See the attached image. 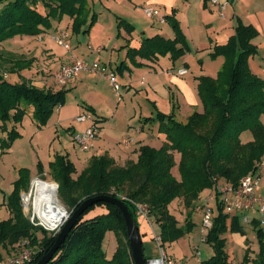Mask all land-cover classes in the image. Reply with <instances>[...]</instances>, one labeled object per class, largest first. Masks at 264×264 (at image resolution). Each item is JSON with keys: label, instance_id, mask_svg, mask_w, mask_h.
Segmentation results:
<instances>
[{"label": "trees", "instance_id": "trees-1", "mask_svg": "<svg viewBox=\"0 0 264 264\" xmlns=\"http://www.w3.org/2000/svg\"><path fill=\"white\" fill-rule=\"evenodd\" d=\"M65 17L72 21L74 35L89 34L97 22V14L91 16L89 0H0V45L17 37L40 36L53 28V22H62ZM166 22L175 31L176 38L143 39L140 48L128 50L131 61L138 57L154 61L167 55L176 61L188 52L179 22L174 16H167ZM122 24L128 33L135 31L124 19L120 20ZM235 31L227 44L216 46L211 54L212 59L223 57L225 60L217 77L198 78L203 111L193 113L186 122L178 121L175 113H159L147 119L158 123L159 132L165 135L160 148L143 145L137 160L123 166L108 154L94 156L78 175L68 155L55 156L49 164V177L57 183L59 199L71 215L86 199L109 195L128 207L139 226L132 202L146 205L151 222L160 227L163 248L192 232L196 206L203 200L205 191L215 189L216 180L238 186L245 176L257 171L258 164L264 160V80L253 73L250 59L258 54L253 41L259 31L242 22H238ZM33 64V60L0 49V130L6 134L0 140L2 151L10 150L21 138L18 125L28 114L32 112L39 127L46 126L55 109L64 105L69 92L39 89L25 78L21 82L8 79L9 75L30 70ZM245 132L252 135L250 141L241 139ZM175 154L180 156L179 179L173 174L177 166ZM38 172L45 180L42 164L38 165ZM32 179L29 169H20L8 197L10 217L0 222V263L5 258L3 252L9 254V250L20 248L23 243L34 248L29 264H36L51 250L58 236L31 223L24 213L22 194L29 192ZM123 197L127 200H122ZM180 199L187 209L184 225L171 213L172 204ZM97 208L106 213L87 219ZM241 218L239 214H224L217 205L214 225L206 241L214 255L204 264H232L226 251V235L247 234ZM252 224L259 253L253 260L247 255L245 263L264 264V230L258 222ZM111 232L118 246L109 259L104 241ZM145 259L149 258L145 256ZM49 264H134L126 223L119 208L108 203L90 207Z\"/></svg>", "mask_w": 264, "mask_h": 264}, {"label": "crops", "instance_id": "crops-1", "mask_svg": "<svg viewBox=\"0 0 264 264\" xmlns=\"http://www.w3.org/2000/svg\"><path fill=\"white\" fill-rule=\"evenodd\" d=\"M143 1V14L150 22H148L147 26L144 27L141 24L140 27L142 28H138L136 23L133 22V18H130V22L124 19L134 26L135 31L130 34L126 31L119 30L118 38L120 40L124 39L123 44L120 42L115 43L111 50L104 47L103 50L105 49L107 52L104 53L103 50L100 51L102 46H98L97 50L94 48H88V51L85 49L82 51L83 49L81 45L75 46L77 48L75 49V43H73L74 39L71 42L72 49L70 52L73 54L72 58H79L89 63L98 62L102 65L104 64L106 67L108 66V69H111V71L115 72L117 77L121 76L123 78L125 82L123 87L128 93L135 91L137 92L139 90L138 88L145 87L147 99L153 105L152 107L154 110H156L155 116L143 118L142 114H140V123H136V121L132 122L127 118L124 119V126L121 127L120 131H118L117 126L112 124V120L107 119L105 122H103L96 110L92 109V107L89 108L92 113L96 115L95 117L97 118L99 127V138L96 142L95 148L93 149L95 154L92 157L108 154L114 158L119 165L122 166L129 161L137 160L138 150L141 146L150 145L155 147L151 143L156 135L160 138L162 137L163 141L165 140L164 134L155 135L154 128L159 130V124L153 122L152 120L151 122H147L146 120L148 118L153 119L159 113L166 115L175 113L176 119L178 114L186 115L184 119H188V117H190L193 113L203 111L196 110L202 104L198 93V78L201 76H208L211 78L217 77L218 72L221 70L225 60L223 57L212 59L211 54L214 52L216 46L227 44L230 38L236 34L235 30L238 22H242L244 25L254 26L259 31V36L253 41V43L259 50H261V47L264 46V19L263 17H260L264 15L262 13V10L264 12V6L260 8L261 1L259 0H238L227 8L225 12V18L220 17L216 9L212 8L208 3H205L201 0ZM89 3L90 9L94 8V4L96 5L94 0H89ZM148 6L157 10L159 15L163 16L165 19H167V16H174V18L179 22L180 28L184 34L189 48L188 52L182 58L174 61L170 55H167L165 57H159L154 61L144 60L139 57L136 58L135 61H131V59L128 57V50L131 48H140L143 39L153 38L155 36H161L165 39L171 40L176 38V33L171 25L168 24V22L165 24H160L159 22L150 19L145 15L144 8ZM100 14L101 12L97 14L98 21ZM64 19L70 20L68 17H65ZM96 26H98V22H96L92 29H94ZM47 52L48 51H46V53ZM47 54L52 59V63L42 65L44 67V72H42V70L36 72L35 70L39 68H31L30 70L23 71L20 75H9L8 79L12 82H21L22 79L25 78L30 81L32 85L39 89H52L54 91H60L64 89L70 91V89L73 88L78 82L79 77L82 74L101 77L96 73L81 72L77 78L67 86H59L55 83L53 74L62 66H64L66 61L62 60L56 64H53L55 59V57H53V53L48 52ZM258 54L250 59V67L254 74L264 79V70H257V66H262L263 64L260 60H257L256 57ZM37 59L40 61L38 57ZM38 64L41 67V61ZM182 70H186L187 73L180 75L179 72ZM82 85H84V83ZM72 108L75 109L69 104H64L63 106L56 108L55 111L59 114V117L56 121V127L66 125L61 127H65L66 131H68V134L71 135L74 141L75 135L82 133L89 126H91V122L78 123L76 119L78 116L82 115L83 112H80L77 109L75 116H70L69 113ZM177 110L178 114L176 113ZM262 117V121L264 123V114ZM144 123L145 125L150 124L153 127L150 132L147 133L146 126H143ZM134 125L137 126L135 127ZM19 132L22 135L20 130ZM129 140L132 141L131 144L129 146H125L126 142ZM57 154H60V152H57L53 155L50 154L47 163L39 160L38 165L42 164L45 175L47 172H49L50 162L54 160ZM61 155L65 154L61 153ZM68 156L70 157V154H68ZM88 162L86 163V166L88 165ZM261 193L264 195V188H262ZM176 202H174L173 205H176ZM105 213L106 210L97 208L87 215L86 218H93L97 215H102ZM138 224L143 239V249L145 255L147 248L152 245L154 241H156V237L160 236V227L156 223H150L142 217H138ZM246 226L251 227V229L256 233L253 224ZM230 234L231 235L228 237V239L226 238L227 245L230 244V251L228 252L230 259V254H232L234 248L237 249V252L240 251L239 253L241 254V259L236 264H246L245 258L247 255L251 260L256 258L259 253V244L257 243L256 245L254 241L249 239L248 232L246 235H242L240 233ZM177 243L178 242H174L170 244V246L174 244L176 245ZM117 246L118 244L113 247V251L111 250L108 253L107 257L109 259L115 254ZM197 250L198 248L195 249V251ZM168 255L176 262V264H180L179 262L181 258H176L172 253H168ZM198 257L199 258L197 259V262L202 263L201 254ZM150 258H152V256H150L149 259Z\"/></svg>", "mask_w": 264, "mask_h": 264}, {"label": "rangeland", "instance_id": "rangeland-1", "mask_svg": "<svg viewBox=\"0 0 264 264\" xmlns=\"http://www.w3.org/2000/svg\"><path fill=\"white\" fill-rule=\"evenodd\" d=\"M94 1L96 5L94 4V8L91 9V16L95 13L99 14L101 12V14L99 15V21L97 20L98 26L92 29L89 34L82 33L75 36L72 33V21L63 19L62 22H53V28L41 34L39 37L34 36L35 38H14L2 43L0 45V49H4L5 51L14 53L15 55L23 57L27 60H33L34 64L32 66V69L39 68L35 71L38 72L42 70V72H44V67L42 65L52 63V59L47 54L48 52H52L53 57H55L53 64H56L57 62L63 60L66 61L65 65H67L72 59V52L66 50L64 47H61L56 42V37L63 30L68 31L71 35L69 39L71 49V42L74 39V47L77 45H81L83 49L82 51H84V49L88 51V48H94L95 50H97L98 46H102V48H100L101 51L104 47L111 50L115 43H124V39L120 40L118 38L119 30L127 32L126 26L124 24L120 25L121 19H125L130 22V18H133V22L136 23L138 28H142L140 27L141 24L145 27L147 26L148 22H150L143 14V0ZM259 1H261V4L259 3L261 8L264 6V0ZM262 13L264 14L263 10ZM260 17H263L264 19V15ZM261 48V50L258 49L259 54L256 58L263 64L262 66H257L258 71L264 70V46H262ZM75 49L77 48L75 47ZM46 51L48 52L46 53ZM103 51L104 53H107L105 49ZM36 56L41 61V67L38 64L40 61H38ZM90 64L92 63L90 62ZM107 68L109 67L107 66ZM118 78L119 82L122 85L119 92L121 94L120 99L116 94L117 92H115L114 88L110 85L107 79L98 76H88L86 74H82L79 77L78 82L74 85L73 88L70 89L65 99L64 104H69L71 107L75 108H72V110H70V116H75L78 109L80 112H83V114L90 113L95 117L96 115H94V113H92V111L89 109L90 107H92V109L96 110L97 114L101 117V120L103 122H105L107 119L112 120V124L117 126L118 131H120L121 127L124 126V119L126 118L131 120L132 122L136 121V123H140V114H142L143 118L155 116L156 110H154V108L152 107L153 105L147 99L146 88H138L139 90L137 92L135 91L128 93L123 87L125 83L123 78L121 76H118ZM83 83L84 85H82ZM196 110H203V105L201 104V106ZM176 113L178 114V110L176 111ZM185 116L186 115L178 114V121L186 122L187 119H184ZM58 117L59 114L55 111V114L53 115L49 123L44 127H39L31 112L25 117L24 121L20 125H18V130L22 132V135L21 138L14 142L15 144L13 148L10 151H2L0 149V222L10 217V213L7 208L8 197L11 195L14 189L13 184L19 176L20 169L28 168L32 172V181L37 178L43 180V178L39 175V172H37L39 160L47 163L50 154L53 155L57 152H60V154H70L69 158L75 164L78 175L85 169L86 163L95 154L94 150L85 153L81 152L78 146L73 141L71 135L68 134V131H66L65 127H61L66 125L56 127V121ZM134 126L136 127L137 125ZM143 126H146L147 133L150 132L153 128L150 124L145 125L144 123ZM154 132L155 135H162V133H160L157 128H154ZM250 137L252 138V135L249 132H245L242 134L241 139L247 142L250 140ZM3 138H6V134H4L0 130V140ZM163 142L164 141L162 137L160 138L156 135L151 144L157 148H160ZM175 155L177 166L173 169V174L179 179L180 173L178 164L180 161V156L178 154ZM77 175H75V177ZM45 177L46 179L44 181L50 182H41L43 185H49L57 188V183H53V181L49 177V172H47ZM261 187L264 188V177L261 182ZM210 192V190L205 191L203 193V198H205ZM28 194H30V192H28ZM62 206L68 211V209L63 204ZM186 212L187 209L184 206L183 199L178 200L176 202V205L172 204L171 206V213L180 221L181 225L185 224L187 214ZM24 213L28 217L31 216V213L28 214L25 207ZM193 221L195 223V226L190 234L178 240V243L176 245L174 244L170 246V244L168 243L163 246V249L167 254L172 253L176 258H181L179 262L180 264H204L205 262L209 261L214 254L212 246L209 243L202 242L200 224L201 216L198 213H194ZM230 221L231 218L229 219V222ZM44 230L49 233L48 230ZM246 231L248 232L249 239L254 241L257 245L258 239L256 233L249 226H246ZM230 235L231 234L228 233L226 235V238L228 239ZM116 244L118 243L115 234L113 232L109 233L104 241V250L107 255L111 250L113 251V247L116 246ZM195 247L198 248L197 251H195ZM236 250L237 249L234 248L232 254H230V262L232 264H236L241 259V254L239 253L240 251L237 252ZM23 251L34 252V248L30 249L26 246V244L22 243L20 248L9 250V254H7V252H3L5 258L4 261L0 264H8L10 259L18 257ZM226 251L227 253L230 251V244H226ZM199 252L201 254L202 263L197 262V259L199 258L197 254ZM160 255V247L158 243L154 241L152 245L147 248L145 256L147 258H149L150 256H152V258H158L160 257Z\"/></svg>", "mask_w": 264, "mask_h": 264}, {"label": "built area", "instance_id": "built-area-1", "mask_svg": "<svg viewBox=\"0 0 264 264\" xmlns=\"http://www.w3.org/2000/svg\"><path fill=\"white\" fill-rule=\"evenodd\" d=\"M201 1L208 3L212 8L217 10L220 17L225 18L227 8L238 0ZM144 12L148 18L153 19L160 24L166 23V19L159 15L157 10L153 7H145ZM70 36L71 35L68 31L63 30L56 37V42L61 47L71 51V46L69 44ZM81 72L96 73L107 79L110 85L114 88L115 92H117L116 94L120 99L121 94L119 92L121 90V84L118 81L116 73L98 62L90 64L84 60L73 57L67 65L62 66L53 74V79L57 85L67 86L75 80ZM186 73V70L179 72L180 75H184ZM76 121L78 123L91 122V126H89L82 133L75 135L74 141L82 152L85 153L92 151L99 138L97 119L93 116V114L84 113L78 116ZM131 142V140L127 141L125 146H129ZM263 171L264 160L258 164L257 171L254 174L245 176L238 186H233L232 184L216 180L215 189L203 198L195 209L196 213L201 215L202 242L207 241L208 233L213 228L217 205L222 207L224 214L231 216L235 214L241 215V220L244 225H252V222L256 221L264 230V195L261 193V182L264 177ZM39 182L45 181L42 179L40 180V178L35 179L31 183L29 190L30 194H22L23 210L25 207L28 214L31 213L30 217L26 215L31 223L48 230V232L53 236H57L71 217V213L65 209V216L60 221L56 222V215L52 204L53 199L46 193L44 194V192L42 193V191L39 190ZM55 195L56 200L58 201V185ZM122 200L127 199L123 197ZM132 204L135 207L138 217H142L152 223L149 217V210L146 205L134 202H132ZM156 241L160 247L161 255L158 258L148 259L146 264H176V262L164 251V249L161 248V238L156 237ZM33 254L34 252L23 251L18 257L10 259L8 264H29L32 261ZM197 255L200 256V253ZM248 264L255 263L250 262Z\"/></svg>", "mask_w": 264, "mask_h": 264}, {"label": "water", "instance_id": "water-1", "mask_svg": "<svg viewBox=\"0 0 264 264\" xmlns=\"http://www.w3.org/2000/svg\"><path fill=\"white\" fill-rule=\"evenodd\" d=\"M98 203H108L116 206L122 212L127 231H128V240L130 243V249L132 252V258L134 264H146V259L144 255L143 249V239L137 225L134 220L131 212L128 207L118 198L109 196V195H98L91 198L86 199L71 215L67 223L62 228L61 232L58 234L56 241L49 252H47L36 264H49L56 252L60 249V247L66 241L68 235L73 230V228L78 223L80 217L92 206Z\"/></svg>", "mask_w": 264, "mask_h": 264}, {"label": "bare ground", "instance_id": "bare-ground-1", "mask_svg": "<svg viewBox=\"0 0 264 264\" xmlns=\"http://www.w3.org/2000/svg\"><path fill=\"white\" fill-rule=\"evenodd\" d=\"M38 187L39 190L42 191V193L44 192V194L46 193L48 196H50L53 200H52V204L54 207V211H55V219L56 222L60 221L64 216H65V212H64V208L62 206V203L58 200H56V188L53 186H49V185H43L41 182L38 183Z\"/></svg>", "mask_w": 264, "mask_h": 264}]
</instances>
